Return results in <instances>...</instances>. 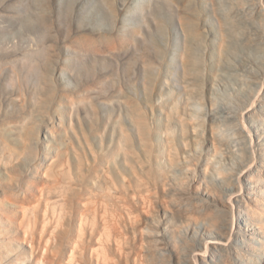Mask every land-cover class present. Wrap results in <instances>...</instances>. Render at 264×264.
Wrapping results in <instances>:
<instances>
[{
  "label": "rangeland",
  "instance_id": "obj_1",
  "mask_svg": "<svg viewBox=\"0 0 264 264\" xmlns=\"http://www.w3.org/2000/svg\"><path fill=\"white\" fill-rule=\"evenodd\" d=\"M234 1L0 0V241L6 235L15 239L13 244L16 251L10 255L11 258L22 257L24 253L31 251L30 243L24 240V230L19 226V220L16 217L19 218L23 208H28L29 204L32 207L35 203L33 209L29 207L32 211H38L42 207L41 199L47 193L51 196L61 192L63 194V191L67 190L64 193L65 196L61 195V199L65 197L64 201L61 202L58 198L60 194H57V200L62 203L63 206L61 203L60 205L64 210L68 207L65 211L71 215V212L75 211L74 207L76 211L81 208L84 197L89 198L88 193L93 185V189L96 187L101 194L103 191L105 196L97 195L96 192L94 194L93 190L92 195L89 193L90 196L97 198L101 195L100 197L106 198L110 191V201L114 194L123 195L127 191L126 186L130 189L134 186L138 188L132 189L131 192L128 189L132 197L133 190L142 192L141 189L145 190L144 188L149 186L154 191L147 188L146 190L150 194L153 191L154 197L158 198L153 197V200H157V204L153 202L155 206L157 205L152 208V210L155 208L153 213L161 216L165 203L162 202L163 205L159 202L166 198L159 185L167 182L170 175L173 177L183 175L184 172L180 169L182 166L186 167L189 163L185 161L191 158L187 153L203 155L199 160V164H204L202 166L211 164L208 167L211 169L209 174L208 172L202 174L200 169H197V178L194 176L196 179L205 180L209 176V182L213 181L219 185L228 181L234 166L223 160L219 163L221 152L216 151L217 145L213 147L211 143V146H207L206 142L208 139L212 140V135H209L211 133L219 141L215 143L225 142L224 144L231 145L238 151L241 148L239 153L248 150L246 141L250 138L245 133L246 130L243 131V125L233 117L235 113L229 111L227 107L232 104L234 108L238 106L237 109H240L241 101L238 100L237 87L247 86L248 90L255 89L254 75L264 70V67L263 70H259V66H253L251 70L241 69L240 72L238 71L240 69L235 68L233 64L236 62L235 51L240 53L243 47L239 37L241 36L242 40L244 36L242 34L246 33L248 28L258 32L257 37L262 40L256 37L259 41L255 40L252 44H255V47L251 45L246 49L250 50L255 59L264 62V20L262 21L264 16L262 19L257 17L261 21L259 22L256 18L259 16L257 10L251 9L254 7L252 0H245V2L236 0L240 2L237 3L238 5H229V2L236 3ZM242 1L246 3V6L243 4L240 7ZM248 5L249 8H247ZM238 6L239 8L245 6L248 12L247 9H243L245 13L240 12L241 9H238ZM233 8L236 11L239 10V15ZM252 10L254 14H251ZM231 13L236 14L233 16ZM242 14L247 16L243 17ZM236 15L237 18L243 19L244 23L240 21V25L237 24L239 19H235ZM254 25H260L257 27L263 36ZM243 28L244 32L239 30ZM229 49L233 50L232 54ZM235 72L241 75H235ZM240 91V94L244 96L245 93L242 94L244 91ZM222 100L230 103L225 102L226 106ZM211 117L216 122H221L218 124L222 125V128L219 126L216 131L209 130L207 125ZM255 117L259 124V135L264 136V115L256 114ZM193 118L195 119L192 120ZM193 122L196 125H192ZM249 124L247 129L249 128L248 130H251L252 135L257 138L256 132L252 127L250 129ZM244 133L245 136L247 135L246 138ZM202 134L203 137L200 136ZM195 137L199 138V142ZM196 141L198 145L195 144ZM220 147L219 145V149ZM169 150L173 151V154ZM5 153L6 155H3ZM19 153L21 156H18ZM216 153L220 155V158ZM183 157L188 159L184 160ZM172 158L174 162L169 161ZM208 159L210 161H207ZM205 160L209 164H206ZM56 161H59L58 165ZM52 162L53 166L56 165V170L55 168L52 170L57 171V174L61 175L64 169L66 174H71H69L70 177L66 175L67 179L63 176L65 173L59 176L66 179L65 182L69 180L67 185L59 177L56 181L54 172L47 169L49 166L51 168ZM63 162H65L64 165ZM59 166L63 167V171L58 168ZM68 166L73 167L70 169ZM194 167L191 168L194 169ZM48 173L55 180L52 178L51 180ZM81 174L84 176L82 177ZM139 176L144 177L147 184L145 180L139 179ZM81 178L85 180L84 182L87 179L93 182L92 187L90 188L91 184L88 180L85 184L89 183V188L83 186L84 182ZM92 178L95 180L92 181ZM103 179L105 181L110 179L113 186L114 183L116 185L113 187L108 181L102 183ZM138 179L142 180V186L141 181H139L140 184L136 182L141 189L135 184ZM49 180L55 181L56 184L52 182L50 184ZM58 180L61 181L59 186ZM96 180L101 181L98 182L100 186ZM46 182L49 186H45ZM73 182L75 185L72 184ZM122 182L127 184H125L124 192ZM80 183L84 190L81 185L79 187ZM101 183L103 185L108 183L104 187L112 186L114 190H118L116 186L121 184L122 186L116 193V190L112 189V192L110 188L104 191ZM62 184V188L64 185L67 187L61 191ZM242 184L245 186L248 182L242 179ZM42 186L46 187L44 189L51 186L50 190L54 188V191L57 189L58 191L54 194V191L41 190L45 193L42 197L39 192ZM154 187L161 194L155 195ZM80 191L82 193L86 191L84 193L86 196ZM129 192L124 194L129 196L126 198L128 197L130 201L123 195L124 200H127L126 203L132 201ZM136 192L135 194L138 193ZM34 193L36 196L33 197ZM39 195L41 199H37ZM66 198L68 204H66ZM159 198L162 200L160 201ZM74 200L76 205L73 204ZM136 200L133 197V203H129L130 206H128L138 203ZM111 204L115 205V201L112 200ZM136 205L138 206L139 203ZM136 205L133 206L134 210L137 209ZM113 208L116 209V207ZM137 210L139 215L142 214L140 217L135 212V217L140 218V224H144L142 226L144 230L149 226L150 220L147 218L150 219L148 215L150 213L146 211L144 214L141 207ZM153 213L151 212L152 215ZM237 216L242 218L244 214H237ZM8 222H10L9 225ZM64 222L67 223L65 220ZM121 222L120 224L126 230V225L123 223L125 221L122 218ZM204 227L202 224L198 225L196 232L192 231V233L190 231L186 233L183 229L184 233L180 234L183 237L179 236L181 239L179 241L182 243L183 239H193V243L202 244V239L206 237L201 234ZM130 231H126L128 235H132L128 236L127 241L134 239ZM163 232L166 237L171 238L168 231ZM239 240L240 245L244 247L246 242L243 239ZM129 243L132 244V241H128V246ZM29 260L30 258L21 262L31 264Z\"/></svg>",
  "mask_w": 264,
  "mask_h": 264
},
{
  "label": "bare ground",
  "instance_id": "obj_2",
  "mask_svg": "<svg viewBox=\"0 0 264 264\" xmlns=\"http://www.w3.org/2000/svg\"><path fill=\"white\" fill-rule=\"evenodd\" d=\"M238 1H240V0H238ZM243 1L245 2V0H243ZM243 1L240 4V7L243 6V4H244ZM234 2H236V3L229 2V5L240 3V2H237L236 0ZM250 4H251V2H250ZM249 5L247 8H249ZM253 5H254V7L251 8V6H250V8L251 9L255 8V10H257V14L259 16H256L257 15L256 14L255 15L256 18L259 17V19H262L264 16V0H252V6ZM245 6H244V8H239V6H238V9H241L240 12L241 11H243L242 13L246 12V11L244 12V10H243V9H245ZM232 7H234V6H232ZM235 7H236V5H235ZM234 8H233V10L236 13H238V15H239V10H237L238 11L237 12ZM247 12H248V9H247ZM235 14L231 13V15H233V16ZM251 14H254L253 10H252ZM242 16H243V14H242ZM244 16H247V15L245 14ZM235 17H232V18L239 19V22L238 23L236 22L237 24L240 25V21L242 23H244L243 22L244 20L240 19L241 14H240L239 18H237V15ZM263 20H264V18L262 19V21ZM259 22H261V21L259 20ZM255 23H257V22H255ZM263 23H264V21H263ZM251 25H252V23H251ZM245 26H246V23H245ZM248 26L250 27V25H248ZM257 26H260V25H257ZM257 26H255V28ZM239 28H241V27H239ZM257 29H258V27H257ZM257 29H256V31L259 30V29L258 30ZM239 30L245 31L244 28L239 29ZM247 30L248 31H246V33H244V34H242V32H241L242 36L243 35L244 36H243L242 40H241V36H240L239 40L241 41L240 43H241V46H243V47L241 48L240 53H238V51H235L236 52V54H235L236 55V57H235L236 62L234 61L235 63H233V64H234L235 68L240 69V70L236 69L240 72H241V69H246L247 71H248V69L251 70V68L253 66H259L260 68L262 67V69L259 68V70H263L264 62H260L259 60L255 59V57H253V54L250 53V50L246 49L247 46L251 47V45L253 43H255L258 32L256 33L252 29L249 30V28ZM260 34H261V31H260ZM259 37H261V36H259ZM228 39H229V37H228ZM258 39L256 40L257 42L259 40H262V39H259V40ZM257 42H256V44H257ZM230 43H232V42H230ZM254 45H252V46L255 47ZM228 48H230V47H228ZM234 49L237 50L236 48H234ZM229 51L231 52V54L233 53L232 49H229ZM188 57H189V55H188ZM235 75H241V73L239 74V72H238V74L236 73ZM254 79H255L254 83L256 85L255 89L253 88V89L248 90L247 89L248 87L246 85H245L246 87H243V88L237 87V89L238 88L239 89L238 90L236 89V92L239 91V92H237V93H239L238 94L239 97L238 96H236V97H238V100L241 101V103H240L241 105L239 106L240 109H237L238 106L236 108H234V106L232 104H230V106L228 105V107H227V109L229 111H233L235 113V115L233 117L235 119H238L239 123H241L243 125V127H244L243 131L245 132V130H246L245 133L248 134V136L250 138L246 141V147L248 148V150H246L245 152L242 151L241 153H239L241 148L238 151L237 149L234 150L233 146L228 145V144H224L225 142L224 143L222 142V144L221 143L220 144L215 143V142H219V141H217L215 139V137H213V134H211V133L209 135H212V140H210L208 138H207L208 140L206 139L207 140V142H206L207 146H209V145L211 146V143H212L213 147L216 145L218 146V147L216 146V148H218V149H216V151L221 152V158H222L221 159L220 155H218L219 152H218V154L216 153L218 155V157L220 158L219 163H221V161L223 160L224 162L231 163L234 166V167L231 166L234 168V171L231 172L232 174L229 175V177H228L229 179L227 178L228 181L225 182L223 185H219L218 183L216 184L215 182L213 183V181L209 182V180H208L209 176L207 177L206 175H203V176L204 177L206 176L207 178L206 177L205 178L208 181H205L206 179L203 180L202 178L196 179L197 178L196 173L198 172L199 169H200V172L202 174H203V172H204V174L207 172L209 174L210 173L209 170H211V169L208 167H210L211 164H210V166H207V165L202 166L204 164H201V163L199 164V160L203 155H199V154L197 155L195 153H193V154L187 153L188 157L190 156L191 158L188 159L186 157H183L184 160L188 159L185 162L189 163V164H186V167L184 166V168H183V166H182V168L180 169V170H182V172H184L183 175L181 174L179 177H175V176L173 177V175L172 176L170 175V177H172V178L169 177L168 181L166 180L167 182H165L163 185L162 184L159 185L162 187L161 188L162 193L164 192L163 196H165V198L167 199V200L165 199L164 200L165 202H164V201H161L162 199L159 198L161 201L159 203H162V202L165 203V205L162 203L165 207L163 205H161V207L163 206L162 207L163 208L162 209L163 215L159 216L156 212H155L156 215L153 213V211H155V208H154V210H152L153 207L157 206V205L155 206L153 204V202L155 201V200H153L154 194H152V193H154L153 192L154 190L151 189L149 186L147 188L146 180L143 179L144 177L141 178V176H139V179L141 178V179L145 180V182H146V184H144L146 187L143 185L145 187L144 188L145 190L141 189L139 187V185H137V183H139V181H141L140 183L142 186V180L138 179V181L137 180L135 181V184L139 187V189L142 190V192L137 191L139 193L138 194L136 191L133 190L134 192L132 191V193L134 194V196H133L134 200H136L137 199L136 197H138L137 200H138V203L140 205V206L139 205L138 206L141 207V209H143L144 214L146 211H147V213H150V214H151V212L153 213V215L148 214L149 218H150V219L147 218V220H150V221H148L149 226H147L148 228L145 226L146 228L144 229V230H146V232H148V231L150 232V233L148 232V234H147L146 232H144L143 227H142V226H144V224L143 225L140 224V218L139 217H137V218H139V221H137V222L140 224V226H137V225H139V224H137V222H136L137 218L135 217L136 214L139 213L137 210V209H139V207L136 205V204H138V203H136L137 200L134 202V203H136L134 205L137 206V209H135L136 211L134 210V207H133L134 205L133 206L131 205V207H129L130 206L129 203H131L133 201V197H132V194L130 192L132 189L135 188V186H134L135 184H131L132 186H134L132 189L127 188V186H126L127 191H125V184L126 183L123 184V182H122V184L124 186V188L122 187L123 192L125 191L126 193L125 192L124 193L128 194V192L130 191L129 195H131L130 199L132 198V201L126 203L125 201L128 200L129 196L126 195V196H128L126 198V196L123 192L122 193L125 196V199H127V200H124L123 195L121 193L116 194V195L114 194L113 195L114 199L111 197L112 198L111 201L112 200L115 201V205H116L115 206V205H112L113 203L111 204V201L109 200L110 199L109 194L111 193L109 190L113 189V188H111L113 186V184H112V182L109 181L110 179L106 180V181L103 179V181H102V183H104V181L105 182L108 181V182H110V185L112 184L111 187L110 186L107 187L108 189L110 188L108 190L109 194H107L108 191H107V193L105 192L107 194L106 198L109 197L108 199L102 198L104 195L103 191L101 194V192L100 193L98 192L99 190H97L96 187H95V189H93L94 185L91 184L93 182H91L90 180L87 179L88 181H90L89 183L91 185H89V183H88L90 188L93 185V187L91 189L94 191V194L96 192V193H98L97 195L101 194L102 197H100L101 195L99 197L97 196V198H96V196H90L89 193H91L92 190L91 191L89 190L90 192L89 191H88L89 193L87 192L89 195L88 196L89 198L85 199V197H84L83 200L81 199L83 201L82 205L80 206L81 208L79 207L80 209L76 211V207L73 206L74 207L73 209H75L76 212L73 210L74 213L71 212V215L67 214L65 210L68 207L67 208L64 207V208H66L65 210L61 207V205H62L61 202L64 201L63 198H65V197H63L62 198L63 200H62L61 195L63 196V194L67 190L63 191L64 192L63 194L61 191L64 187H67L66 186L68 184L67 181H69V180L66 181L67 183L65 182V180L67 179L66 177L69 176L70 173L66 174L67 172L65 171V169H64V172H62L63 167L60 168V166H59L58 168H60L62 170L60 172H62L63 174L66 172L64 175L61 173V175L65 176L64 178H66V179H62L61 177H59V176H61V175H59L60 173L57 174L56 173L57 171L54 172L56 170V167H55L56 165L53 166L55 161L51 160L54 163L52 162L53 164L51 165V168H49L50 167L49 166L47 169L52 170L55 168V170H52V172H54V174L50 171L49 172L51 174H53V176L55 175L54 177H56L55 178L56 181H57V179L60 178L61 180H63V182H65L64 184H66V185H64L63 188H62L63 184L61 185V187H60L61 188V191H60L61 194L57 193L58 195L60 194V196H58L56 194V195H51L52 197L48 193L44 197L42 196V194L44 195L45 193L41 192V190L42 191L48 190V192H49V190L51 189L50 188L51 186L47 189H44L46 187L43 188V186H44L43 185L42 189L41 188L39 189L40 190L39 192L41 193V196L44 198V200H42L43 198L41 199L40 195L38 196V198L36 197L37 199L40 198L41 201H43L41 203L42 205L37 202V204H40L42 206V207H40V209L38 211L37 210L32 211V209H33L32 207H33V205L35 206V203L32 204V207H31V205L30 204L28 205V203L26 202L28 205V208L31 207L32 209L31 208L28 209V208L23 206L24 208L22 207L23 208L22 215L20 214V217L19 218L16 217V218L19 220V226L24 230V234H23L24 240L27 241L26 243H28V242L30 243L29 246L31 248V251L28 253H24L22 255V257L21 256L20 257H14V259L11 258L10 255H13L12 253L14 251H16V248H14V244H13L15 242V239L6 235L3 237V240L0 241V264H23V262H21V260H26L28 258H30L29 262L31 264H174V263H176V264H264V196H263V192H264V136L261 134L259 135V124L256 120L257 118L255 117L256 114L264 115V70L260 74L254 75ZM200 80H201V78H200ZM220 85H221V83H220ZM240 90L244 91L242 93V94L245 93L244 96H242L240 94L241 93ZM194 98H195V96H194ZM222 99H224V98H222ZM222 102L225 103L226 101L222 100ZM221 103H219V104L221 105ZM228 103H230V102H228ZM227 104H226V106H227ZM216 105H218V104H216ZM237 105H239V104H237ZM218 106H217V109L219 108ZM223 106H224V104H223ZM231 106H233V107H231ZM212 107H214V106H212ZM214 116H215V114H214ZM216 117H218V116H216ZM194 119L195 118H193L192 120H194ZM213 119L214 118H212V117H211V120L209 119L210 122H209V125H207V126H209V130L216 131L219 126H221L219 128H222V125H220L221 122L218 121L220 123V124H218V122H216L215 119L214 120ZM188 121H189V123L191 122L190 120H188ZM198 123L199 122H197V124ZM248 123H250L249 125H251L250 129L252 127L254 129V131L256 132L257 138H255V136L252 135L251 130H248L249 128L247 129ZM192 125H196V124H194V122H193ZM196 129H195V132H196ZM18 131H20V130H18ZM17 133H19V132H17ZM245 133H244V138L247 137V135L245 136ZM193 135H194V132H193ZM197 135H199V134H197ZM200 136L203 137V134ZM5 137H7V136H5ZM197 137H195V139ZM207 137H208V135H207ZM197 140L199 142V138H197ZM198 142L196 141L195 144ZM3 143H4V141H3ZM218 144L221 146L220 149H219ZM196 145H198V144H196ZM200 145H202L201 142H200ZM4 146H6V145H4ZM26 146H27V144H26ZM10 148H12V147H10ZM196 149H198V148H196ZM200 149H201V147H200ZM171 150H175V149H171ZM12 151H13V149H12ZM23 151H25V150H23ZM196 151H198V150H196ZM172 152L170 151V153H172ZM6 153L3 155H6ZM16 153H18V152H16ZM16 153H14V154H16ZM21 153L24 154L22 151H21ZM198 153H199V151H198ZM214 154H213V157H214ZM19 155L21 156L20 153L18 154V156ZM211 156H212V154H211ZM175 157H176V155H175ZM169 158L171 159V157H169ZM211 158L212 157H210V159ZM214 158H216V160H217V157H214ZM169 161L174 162L173 158H172V160H169ZM207 161H210V160L208 159ZM207 161H206V164L207 163L209 164V162H207ZM214 161H215V159H214ZM5 162H6V159H5ZM57 162H59V161H56V163ZM173 162H172V164H173ZM17 163H18V161H17ZM64 164H65V162H63V165ZM223 164H225V163H223ZM57 165H58V163H57ZM63 165H61V166H63ZM192 166L193 167L195 166L196 168L194 167V169H192L191 168ZM65 168L67 169V167H65ZM233 168H232V170H233ZM46 172H47V170L45 171V173ZM132 173H133V170H132ZM51 174H49V177L51 176L50 179L52 178ZM168 174H170V173H168ZM82 175L83 174H81V176ZM135 175L136 174H134V176ZM44 176L46 177L45 174H44ZM177 176H178V174H177ZM135 177H137V176H135ZM79 178H80V175H79ZM55 179H53V180H55ZM242 179L246 180L248 182V184H246L244 186L242 184ZM76 180H77V178H76ZM87 180H86V182H88ZM91 180L94 181L95 179L93 180V178H92ZM71 181L72 180L70 179V182ZM82 181L84 182L85 180L82 179ZM51 182L54 183V185L56 184L55 181H50V184H51ZM86 182H84V184ZM98 182L99 181H97V183ZM163 182H164V179H163L162 183ZM47 183L48 182H46V184ZM57 183L59 186V183H61V181L58 180ZM77 183H78V181H77ZM81 183L79 184V187L81 185V188H82ZM69 184L72 185V184H74V182L72 184L71 183H69ZM84 184H83V186H85V187L87 186V188H89V186L86 185L87 183L85 185ZM98 184H96V182H95L96 186ZM122 184H121V186H122ZM152 184H154V183H152ZM152 184H151V187H152ZM104 185L107 186L108 183H106ZM104 185H103V187H104ZM115 185L116 184L114 183V186ZM156 185H158L157 182H156L155 186ZM45 186H49V185L47 184ZM52 186H53V184H52ZM72 186H70L71 190H73ZM77 186L78 185H76V187ZM99 186H100V184H99ZM121 186H116V187H118V190L115 189L116 193H118ZM159 186H158V188H159ZM70 187H68V188L70 189ZM156 187H154V189ZM105 188L106 187H104V189H103L104 191L107 190V188L106 189ZM146 188L149 190H153V191H151V194L153 196L150 194L149 191L146 190ZM64 189H66V188H64ZM69 189H68V191H69L68 193H70ZM76 189H78V188H76ZM128 189H130V190L128 191ZM135 189L137 190L138 188H135ZM156 189H155V192H156L155 195L161 194L160 192L158 193ZM113 190H112V192H113ZM50 191L53 192L54 188ZM57 191H58V189H57ZM57 191L55 190L53 193L55 194V192H57ZM45 192H47V191H45ZM135 192L138 195L135 194ZM84 193H86V191L83 192L82 194L84 195ZM77 194H80V193H77ZM112 194H111V196H112ZM120 194H121V196H118ZM34 195L36 196L35 193L33 194V197H34ZM74 195H76V193ZM91 195H92V193H91ZM57 196L59 199H61V202H60L61 205L59 203V200H57ZM64 196H65V194H64ZM68 196L70 197V195H68ZM84 196H86V195H84ZM33 197H31V198H33ZM91 197H95V198L92 199ZM159 197H161V196L159 195ZM78 198H79V196H78ZM78 198L75 197V199H78ZM120 198L122 199V201L120 200ZM161 198H163V197H161ZM155 199H158V198H155ZM22 200L24 201V199H22ZM78 200L80 201V199H78ZM78 200H76V201H78ZM105 200L106 201L109 200V201L106 202ZM31 201H33V200H31ZM38 201H40V200H38ZM67 201L68 200L66 198V204L69 203ZM128 201H130V200H128ZM156 201H155V203L157 204ZM35 202H36V200H35ZM70 202H72V201L70 200ZM74 203H75V200H74L73 204ZM37 204H36V208L38 206ZM70 204H72V203H70ZM118 204H120V205H118ZM74 205H76V204H74ZM93 205H94V207H93ZM111 205L113 207H116V209L113 208ZM117 207H119V208H117ZM69 209H70V207H69ZM158 209H159V207H158ZM135 212H136V214H135ZM147 213H146V215H147ZM141 214L140 215L138 214V215L141 217ZM237 214H239V215L244 214V217H242V218H241V216L238 217ZM146 215H145V217L148 216V215L147 216ZM121 218L126 222V223L123 222L124 225H126V227H125L126 230H124V227L122 226V224H120V223H122ZM142 218H144V217H142ZM15 219H13V220H15ZM64 220L67 222L66 224H65ZM9 223L10 222H8V225H9ZM14 223H15V221H14ZM127 223L130 224L129 227H131V228H129V227H128L129 229L127 228V225H128ZM201 224L205 226L203 229V232H201V234L206 236L205 238L202 239L203 240L202 244H196V242L193 243V239H191V240H188V239L184 240L183 239L182 240L183 242L182 243L180 242L181 239H179V236H180V234L184 233V232H182L183 229H185L186 233L188 231H190V233H192V231L196 232L197 226L201 225ZM10 225H12V224H10ZM145 225H147V224H145ZM195 225H197V226H195ZM130 229H133L132 230L133 232L130 231ZM164 230L168 231V234L171 236L170 239L168 238L169 237L168 235H167L168 237H166V234L163 232ZM126 231L127 232L130 231L131 233H133V236H134V239L132 240L131 239L132 235L129 234V235H131L129 237L131 240H128V241H132V244L129 243V246H128V241H127L129 235H128V233H126ZM6 233H7V231H6ZM180 237H183V236H180ZM193 237H195V236H193ZM239 239H243L244 242H246V245L244 247H242L240 245ZM168 240H170V241H168Z\"/></svg>",
  "mask_w": 264,
  "mask_h": 264
}]
</instances>
